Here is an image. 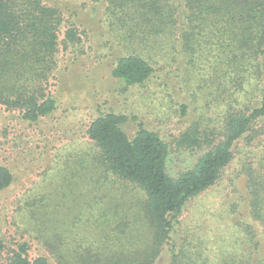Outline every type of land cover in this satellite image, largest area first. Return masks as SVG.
Returning <instances> with one entry per match:
<instances>
[{
    "label": "trees",
    "instance_id": "16d2710c",
    "mask_svg": "<svg viewBox=\"0 0 264 264\" xmlns=\"http://www.w3.org/2000/svg\"><path fill=\"white\" fill-rule=\"evenodd\" d=\"M103 1L107 13L134 19L131 27L140 28L139 42L154 44L147 46L148 51L140 47L139 52L117 56L111 75L125 85H143L180 71L187 75L195 67L202 71L203 65L221 73L219 83L226 79L230 83L232 73L242 85L252 75L262 83L264 0ZM54 2L0 0V104L18 110L30 125L48 120L47 130L57 100L45 93L42 83L56 65L62 14L80 24L87 12L73 3L71 7L63 3L61 9ZM64 41L65 47L78 41L76 28L65 30ZM235 103L228 106L220 127H203L199 117H192L171 135L149 127L136 114L95 116L85 128L93 149L74 162L76 177L68 180L62 194L52 183L49 193L32 190L26 196L27 231L33 240L18 242L7 264H156L160 256H165L164 264H208L204 252L186 256L183 214L197 196L221 181L236 160L240 169L228 179H241L248 193L231 205L247 211L252 222L245 214L232 225L246 235L249 261L264 264V242L256 225L264 228V157L256 165L252 161L257 156L252 148L264 141V88L255 103L243 107ZM178 115L181 121L191 116L185 101L179 103ZM42 136L47 145L39 158L44 161L50 156V137ZM60 155L47 159L48 164L60 160ZM173 163L178 170L171 169ZM83 170L87 173L81 175ZM84 174L91 192L80 189L75 202L64 204L67 227L61 230L55 221L43 220L42 211H50L57 221L55 203H67L66 190L78 187L77 179ZM13 182L10 167L0 165V193ZM133 187L140 195H132ZM4 249L0 239V256ZM226 258L214 264H245L243 256Z\"/></svg>",
    "mask_w": 264,
    "mask_h": 264
},
{
    "label": "rangeland",
    "instance_id": "374dc122",
    "mask_svg": "<svg viewBox=\"0 0 264 264\" xmlns=\"http://www.w3.org/2000/svg\"><path fill=\"white\" fill-rule=\"evenodd\" d=\"M50 1L52 4L55 1V5L61 9L65 5L63 3H67L69 7L73 3L87 12L83 14L80 24L68 14H62L55 54L56 65L42 83L45 93L57 100L50 129L47 130L48 120L39 125H30L21 119L18 110L8 109L0 104V165H8L14 175L13 185L0 193V239L5 243L0 264L9 262L18 242L29 240L31 237L27 231L30 226L25 218L26 196L32 190L49 193L52 183L62 194L68 180L76 177L74 162L77 163L79 157L84 158V154L93 149L92 143L86 138L85 128L95 116L106 112L136 114L142 117L149 127L167 135L183 129L191 122L192 117H199L203 127H220L224 115L229 111L228 106L237 105L235 102H240V107L247 103L253 104L264 88V79L261 83L259 77L255 80L252 75L249 83L242 85L238 78H234L233 73L230 83V79H226L227 84L221 82L224 83L221 87V73L209 71L204 65L202 71L195 67L189 70L187 75H182L180 71L179 74L164 78L159 76L143 85L127 86L111 75L117 56L133 53L134 50L148 51L147 46L154 47V44H142L143 42L138 41L142 34H139V27H131L134 19L124 17L122 20L120 14L107 13L103 0ZM69 27L76 28L78 41L65 47V30ZM184 101L191 108V116L181 121L178 107L179 103ZM43 133L44 136L50 137V156L41 161L39 156L42 155L39 152L47 145ZM252 149L257 155L252 160L256 165L257 161L264 157V141ZM54 155H60V160L54 158V162L48 164L47 159ZM175 155L173 153L172 157ZM36 156V163L30 165ZM238 161L233 162L225 171L215 187L197 196L186 207L182 223L185 235L182 244L187 251L186 256L204 252L205 256L209 257L206 263L214 264L218 263L221 257L228 259V255L235 254L237 257L243 256L245 264H252L249 261L252 258L249 257L250 248L246 235L232 225L240 217L245 219V214L246 221L252 222L247 211L239 205L234 208L231 205L237 198L245 197L248 193L242 187L241 179H228L240 169ZM52 165L53 168H50ZM63 166L66 168H62ZM56 168H62L60 173ZM171 169L179 168L173 163ZM82 173H87V170L81 171V175ZM77 181L78 187L74 185V188L69 187L66 190L70 194L68 202L59 200L55 203L53 210L57 213V221L50 211L47 214L42 211L43 220L47 223L55 221L61 230L67 227L64 204L72 203V199L75 202L80 189L86 193L91 192V181L86 174ZM133 190L132 195H140L137 188L133 187ZM256 225L259 228V238L264 242V228L259 222H256ZM222 238L225 239L221 241ZM168 248L167 243L164 250ZM165 260V256H160L156 264H164ZM51 264H55L54 261Z\"/></svg>",
    "mask_w": 264,
    "mask_h": 264
}]
</instances>
